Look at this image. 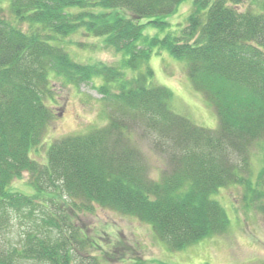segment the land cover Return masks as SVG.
Segmentation results:
<instances>
[{
  "label": "trees",
  "instance_id": "obj_1",
  "mask_svg": "<svg viewBox=\"0 0 264 264\" xmlns=\"http://www.w3.org/2000/svg\"><path fill=\"white\" fill-rule=\"evenodd\" d=\"M186 1L0 0V264L133 262L114 243L115 230L90 236L77 224L79 213L97 207L137 218L167 249L183 251L228 232L227 212L213 199L221 189L242 185L246 198L264 199V169L254 181L251 156L264 140V0H193L185 27L145 35L147 27L164 34ZM80 31L123 59L84 66L54 44H74L66 39ZM163 51L186 63L193 88L217 114V130L173 110V92L157 85L150 67ZM54 76L77 90L100 80L94 87L110 113L100 128L51 142L41 165L32 153L55 119ZM140 141L165 158L156 180ZM24 173L33 195L10 190ZM15 215L24 223L12 244Z\"/></svg>",
  "mask_w": 264,
  "mask_h": 264
},
{
  "label": "rangeland",
  "instance_id": "obj_2",
  "mask_svg": "<svg viewBox=\"0 0 264 264\" xmlns=\"http://www.w3.org/2000/svg\"><path fill=\"white\" fill-rule=\"evenodd\" d=\"M192 6L193 0L184 2L177 15L169 20L171 26L164 30V34L161 29L147 27L145 35L162 38L173 32L178 23L185 27ZM5 17L11 20L8 11L5 12ZM20 27L25 32L30 30L27 25ZM42 35L43 39L48 42H52L54 39L53 33L43 32ZM66 40L74 42V44L65 45V39L64 43L57 41L54 44L64 49L66 47L73 60L81 65L94 63L95 65L113 67L123 59L122 54L106 47L99 39L86 37L81 31ZM150 67L155 73L157 85L173 92L172 108L174 111L197 126L210 130L219 128L214 108L205 100L203 94L196 92L193 88L186 73L187 65L184 61L174 58L168 51H163L159 55L155 53L150 61ZM52 81V88L58 102L52 104L55 119L46 135L47 141L32 153V159L41 165L47 163L46 153L51 142L100 128L106 124L107 115L110 113L103 100V95L94 87L100 86V80L80 84L79 90L74 86L67 85L62 76H54ZM139 145L151 168L150 176L155 180L158 179L160 173L166 169L165 159L154 152L148 142L140 141ZM251 156L252 179L256 181V177L259 179L260 172L264 169V140L253 147ZM253 186L255 187L254 192L260 191L256 182L253 183ZM10 188L20 194L32 195L30 175L24 173L21 178L12 183ZM245 191L244 186L234 185L221 189L217 195L213 196V199L218 201L227 212L228 232L201 241L183 251H173L169 248L168 250L155 238L149 225L137 218L123 216L109 209L97 207L93 213H79L76 222L90 236L97 231H102L101 234H105L104 231L115 230L118 239L114 243L121 241L122 248L134 258L133 262L126 261V264L134 262L136 264H263L264 199L261 201L257 198L255 201L250 200L251 196L246 198ZM74 213L76 214V212ZM23 223L24 220L16 215L10 221L7 234L12 244L19 241ZM102 237L106 238L104 235ZM105 243L110 242L105 241Z\"/></svg>",
  "mask_w": 264,
  "mask_h": 264
}]
</instances>
